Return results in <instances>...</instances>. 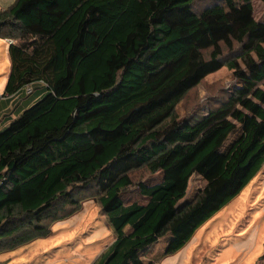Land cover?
Instances as JSON below:
<instances>
[{"label":"trees","instance_id":"trees-1","mask_svg":"<svg viewBox=\"0 0 264 264\" xmlns=\"http://www.w3.org/2000/svg\"><path fill=\"white\" fill-rule=\"evenodd\" d=\"M14 0L6 94L47 92L0 131V253L49 236L88 198L114 239L90 264H153L236 197L264 166V15L254 0ZM264 3V0H261ZM151 27L138 36L137 18ZM227 66L241 82L205 113L177 105ZM162 171V181L136 180ZM205 184L188 198L190 181ZM138 185L146 203H126Z\"/></svg>","mask_w":264,"mask_h":264},{"label":"rangeland","instance_id":"rangeland-1","mask_svg":"<svg viewBox=\"0 0 264 264\" xmlns=\"http://www.w3.org/2000/svg\"><path fill=\"white\" fill-rule=\"evenodd\" d=\"M13 1L0 0V7H7ZM208 1L196 0L195 3L203 5ZM254 6L256 17H263L264 3L254 0ZM137 24L138 36L145 39L151 27L140 17ZM9 44L7 39L0 37L2 98L7 95L5 88L12 65ZM240 82L227 66L209 74L177 105L179 118L183 119L194 111L200 114L207 112L215 99L221 98ZM28 87L32 88L31 92H28ZM47 90L42 82H32L18 91L14 98L3 99L4 104L11 108L0 110V120L3 119L0 131ZM135 178L151 185L162 181L163 173L139 171ZM204 184L199 175H194L187 197H194ZM122 198L126 203L148 201L138 185L123 191ZM114 237L98 202L88 198L77 213L54 223L49 236L0 253V264H90L107 249ZM169 239L170 234L161 237L147 250L146 259L154 260L153 264H264V166L236 197L197 230L182 249L165 255Z\"/></svg>","mask_w":264,"mask_h":264},{"label":"crops","instance_id":"crops-1","mask_svg":"<svg viewBox=\"0 0 264 264\" xmlns=\"http://www.w3.org/2000/svg\"><path fill=\"white\" fill-rule=\"evenodd\" d=\"M5 39H7V38H5ZM7 40H8V42L10 43V39H7ZM9 45H10V44H9ZM8 52H9V51H8ZM9 55H10V53H9ZM0 96H1V97H0V110H1V109H5V108H8V109L11 108L10 106H7V104H6V105L4 104V101H5V100H3V99H6V100L8 101V99H9V98H12V97H8V96L6 95V98H2V97H4V95H0ZM13 98H14V97H13ZM14 104H15V103H14ZM4 105H5L6 107H5ZM1 121H3V119L0 120V123H1Z\"/></svg>","mask_w":264,"mask_h":264},{"label":"built area","instance_id":"built-area-1","mask_svg":"<svg viewBox=\"0 0 264 264\" xmlns=\"http://www.w3.org/2000/svg\"><path fill=\"white\" fill-rule=\"evenodd\" d=\"M12 40L10 39V42H11ZM32 91V88H30V87H28V92H31ZM1 97V96H0Z\"/></svg>","mask_w":264,"mask_h":264}]
</instances>
